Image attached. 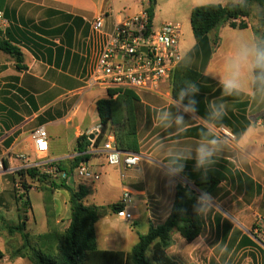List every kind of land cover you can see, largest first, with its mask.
<instances>
[{"label":"crops","instance_id":"crops-1","mask_svg":"<svg viewBox=\"0 0 264 264\" xmlns=\"http://www.w3.org/2000/svg\"><path fill=\"white\" fill-rule=\"evenodd\" d=\"M221 5L227 4L221 0ZM148 6L147 0H0V10L8 21L7 30L2 38L0 36V42L6 40L20 48L27 67L25 70H18L15 62L12 67L0 64V163L3 167L0 170V264H31L27 257L17 256L24 241L19 232L11 234L9 227H16L24 222V232L33 245L37 237L48 230L45 215L41 232L31 234L37 221L30 198L28 197L29 207L25 203L27 198L20 199L25 195L24 187L15 188L16 174L25 170L24 167L29 163L40 162L44 158L46 161L62 162L69 167V162L80 155L76 151L78 139L86 136L89 141H95L98 137L100 120L96 103L100 99H107L103 93L97 98H91L83 112L82 101L74 102L71 115L69 110L65 112L69 105L61 103L67 100L64 96H79L83 91V87H79L83 82L80 74L87 55L92 24L98 16L107 14L105 29L111 30L117 20L137 14ZM193 8L195 7L192 6ZM251 20V17L243 18L237 20V23L242 21L248 25L243 30H252L254 25ZM225 27L230 28L228 24H224L221 29H226ZM221 29L209 33L207 39L192 43V48L186 52L191 57L190 63L187 66L180 63L178 70L174 72L176 94L185 80L196 82L200 86V93L196 97L199 102L198 115L205 114L209 101L223 102L227 115L222 131L233 136L250 120L264 119V104L251 102L244 97H223L217 80L208 76L216 67L217 56L222 49ZM54 89L60 93H53ZM135 93L140 100L136 107L140 148L136 154L140 155L141 161L137 167L128 171L130 174L127 172L121 183V192L129 189L134 193V198H137L138 202H133V206L128 207L136 219H120L121 225L112 227L108 218L115 215L111 216L105 210L95 225L98 248L131 251L138 243L140 234H146L150 227H157L166 221L178 184L193 185L196 179L212 176L219 181L209 193L214 200L215 209L207 217H201V234L194 241L187 242L179 233H172V244L167 255L177 264H223V252L229 244L231 248L234 231L240 230L243 233L237 237L238 248H256L261 250L264 258V242H258L254 235L259 221L264 220V136L256 141L257 154L254 159L234 163L232 153L226 152L206 173L195 168L194 160H188L181 173L168 177L160 164L154 163L163 158L156 151L157 141L162 138L168 144L179 140L184 145H194L199 139L200 120L192 121L185 115V119L190 121L186 125L187 130L177 136L174 129H161L154 122L155 110L170 106L173 85L162 86L158 94ZM139 93L149 94L153 96V100L146 103ZM57 100L60 102L56 104ZM22 101L27 112L20 108L19 102ZM40 127H44L48 134L49 149L45 156L35 154L31 138L33 131ZM86 153L89 155L86 161L95 172L102 175L108 173L111 166L107 164L104 155L92 153L89 147ZM114 168L119 172L117 167ZM162 182L167 185V191L161 190ZM65 183L73 189L79 184L87 188L89 185V182L74 178ZM30 184V191L39 190L38 182ZM231 187L242 194V208H231ZM61 190L64 189L55 190L54 201L57 203L53 201V207L58 231L64 232L70 225L71 209L68 195L63 199V213L59 214L57 196ZM84 203L93 206L87 200ZM251 226H254L252 234ZM227 258L228 263L231 262V250Z\"/></svg>","mask_w":264,"mask_h":264},{"label":"trees","instance_id":"trees-1","mask_svg":"<svg viewBox=\"0 0 264 264\" xmlns=\"http://www.w3.org/2000/svg\"><path fill=\"white\" fill-rule=\"evenodd\" d=\"M255 3L264 5V0H255ZM151 21L153 10H148ZM250 17L247 11L234 10L228 5L220 7H195L190 14V24L197 41L205 39L212 31L218 30L222 25L228 24L233 29H246L248 25L237 20ZM0 51L11 56L18 70H25L24 54L20 48L9 41L0 42ZM178 70V69H177ZM176 70V71H177ZM174 73L172 78L173 96L176 95L177 81ZM139 98L135 92L124 91L116 99H100L96 103V110L100 120V134L95 145L102 142L105 135L112 131L117 146L125 152H139L137 135L136 107ZM90 141L82 136L77 141L76 151L80 154L75 157L69 167L62 162L55 165L57 170L70 174L81 163L86 162L89 155L86 153ZM18 175L23 180L26 193L31 189L32 182L39 183V189L55 191L67 190L70 194L71 221L64 231H58L53 201H45V215L48 230L37 237L35 245L25 234V223L16 227H9V232H19L24 245L18 255L27 257L31 264H177L167 255L172 244V233H179L187 242H192L201 234L203 225L201 217L193 211V205L201 192L210 193L218 182L212 176L196 179L193 185L178 184L175 189L170 215L166 221L157 226L150 227L146 234L139 235L138 243L129 252L101 250L97 246L95 225L103 212L95 206L84 202L89 195L85 185L79 184L75 189L68 187L65 180H51L50 176L41 173L38 168L22 170ZM53 194V193H52ZM28 207L30 201L27 196L25 202ZM113 212L121 210L120 203L111 206ZM151 257H148V253Z\"/></svg>","mask_w":264,"mask_h":264},{"label":"clouds","instance_id":"clouds-1","mask_svg":"<svg viewBox=\"0 0 264 264\" xmlns=\"http://www.w3.org/2000/svg\"><path fill=\"white\" fill-rule=\"evenodd\" d=\"M234 10L247 11L253 22L252 30H232L224 34V47L217 56L216 67L208 73L217 80L221 96L247 98L251 102L264 104V5L255 0H227ZM194 7H220L221 0H193ZM178 61L187 66L191 57L182 53ZM200 86L191 80H185L178 93L170 98V106L155 110L154 122L164 130L174 129L177 136L186 132L185 119L200 120L199 139L194 145H184L179 140L168 144L159 139L156 151L162 159L160 164L164 174L174 177L181 173L185 161L194 160L195 168L207 170L226 152L232 153L233 162L243 163L256 158V141L264 136V119H252L238 133L229 136L222 129L227 115L223 102L211 100L203 116L198 115ZM235 137V138H233ZM215 209L211 194L201 192L193 205V211L200 217H207Z\"/></svg>","mask_w":264,"mask_h":264},{"label":"built area","instance_id":"built-area-1","mask_svg":"<svg viewBox=\"0 0 264 264\" xmlns=\"http://www.w3.org/2000/svg\"><path fill=\"white\" fill-rule=\"evenodd\" d=\"M150 4V3H149ZM149 8L132 16L117 20L111 30L105 29L107 14L98 16L92 24L85 61H89V71L84 79L82 90L98 89L107 99H116L124 91L158 94L161 87L172 84V78L180 62L177 57L181 27L179 24H164L154 28L148 13ZM0 22L7 26L8 21L0 10ZM98 136L100 129L97 131ZM36 155L45 156L48 152V134L40 127L31 134ZM92 153L104 155L109 166L117 167L122 180L127 172L137 167L140 155L118 148L114 133L109 131L100 146L90 141ZM29 163L25 169L38 168L53 180L70 178L81 182H96L100 173L95 172L86 162L77 166L70 174L57 170L56 163L44 161ZM3 169L0 163V170ZM15 188L21 189L20 182ZM134 193L124 189L119 203L122 208L116 214L125 221H134L135 214L128 210L133 206ZM254 235L264 242V220L259 221Z\"/></svg>","mask_w":264,"mask_h":264},{"label":"rangeland","instance_id":"rangeland-1","mask_svg":"<svg viewBox=\"0 0 264 264\" xmlns=\"http://www.w3.org/2000/svg\"><path fill=\"white\" fill-rule=\"evenodd\" d=\"M149 6L147 8H152L153 10V27L154 28H159L163 24H179L181 26V37L179 38V49L180 53H186L190 48H192V43L197 41L194 37L191 24H190V14L192 11V6H193V0H156L155 5L153 4L152 0H147ZM222 2H225L227 4V0H222ZM228 5V4H227ZM252 22V20H251ZM222 26L220 27V29ZM226 29H221V48L224 47V34L228 31H231L230 28L225 27ZM219 29V30H220ZM7 30V26H5L2 22H0V36L1 38L4 36V32ZM215 30V31H219ZM207 39V36H206ZM209 53V51H208ZM207 53V54H208ZM14 59L6 55L4 53H0V64H5L6 67L13 65ZM89 71V61H84L83 64V70L80 74V77L82 81L84 82L85 77L87 76ZM80 83L79 87H83L84 83ZM13 88V92H15ZM83 90L82 93L79 96H64V99L61 103L63 102L67 103L68 109L65 110L67 112L69 110V114L71 113L72 107H74V102H79L82 101V107H81V112L86 108L87 102L91 98H97L100 96V92L98 89H93V90ZM12 93V91H11ZM16 93V92H15ZM53 93H60V91H57L54 89ZM64 93V92H63ZM16 95V94H13ZM140 98L142 101L146 103H150L153 100V96L145 93H139ZM60 100H57L55 103H59ZM20 108L22 109L23 112H27L26 106L24 104V101L19 102ZM60 103V104H61ZM59 105V104H58ZM67 113V114H68ZM71 115V114H70ZM39 161V160H36ZM72 163V162H69ZM88 164V162L86 161ZM68 166V165H67ZM42 173V170H41ZM130 174V172H128ZM16 183L20 182V184L23 186V180L22 178L16 174ZM52 180V178H51ZM61 181V179L57 180ZM133 180H129V182H132ZM33 183L31 179H29V183ZM121 183L122 179L120 177V172H118L113 166L108 169V173L105 175L100 174V178L96 182H89L88 184V190H89V195L87 197V201L89 204H92L95 207H98L102 212H107L113 216L112 218H108V222L110 226L112 227H118L121 225L120 219L116 212L112 211L111 206L115 203L118 202L120 195L122 194L121 192ZM161 190L162 191H167V185L162 182L160 184ZM23 189V188H21ZM25 195H23L20 199L24 200L27 198V196L30 198L32 205H33V215L37 221V224L33 226V231L31 234H38L41 232V229L45 223V201L50 200L54 201L55 196L54 193L55 191H47L44 189H39V190H34L30 191L29 190V195L26 193L24 189ZM53 193V194H52ZM20 194V193H19ZM70 195L67 190H61L59 191L58 198V208H59V214L63 213V199H65L66 196ZM243 199L242 194H240L238 191L234 190L231 187V208L233 207H238L242 208L243 202L240 200ZM55 202V201H54ZM53 202V205H54ZM133 202L137 203L138 200L137 198L135 199L133 197ZM57 203V202H55ZM55 210V208H54ZM56 214V212H55ZM126 225V224H124ZM254 230V226H251L250 231ZM249 231V232H250ZM251 231V234H252ZM100 233V231H99ZM243 232L240 230H235L234 231V236L231 237V248L230 244L226 247L225 251L223 252L222 258L224 259L223 264H264V258L261 250H258L256 248H245V249H239L236 242H237V237L242 234ZM253 237V236H252ZM254 238V237H253ZM256 239V238H255ZM257 241L259 242L258 238ZM256 241V242H257ZM257 242V243H258ZM231 250V262L228 263V254L229 251ZM227 256H224L226 255ZM148 257H151V253H148Z\"/></svg>","mask_w":264,"mask_h":264},{"label":"water","instance_id":"water-1","mask_svg":"<svg viewBox=\"0 0 264 264\" xmlns=\"http://www.w3.org/2000/svg\"><path fill=\"white\" fill-rule=\"evenodd\" d=\"M152 2H153V4L155 5V3H156V0H152Z\"/></svg>","mask_w":264,"mask_h":264}]
</instances>
